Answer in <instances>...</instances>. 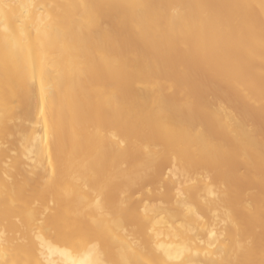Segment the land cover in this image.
Listing matches in <instances>:
<instances>
[{
	"label": "bare ground",
	"instance_id": "6f19581e",
	"mask_svg": "<svg viewBox=\"0 0 264 264\" xmlns=\"http://www.w3.org/2000/svg\"><path fill=\"white\" fill-rule=\"evenodd\" d=\"M0 264H264V0H0Z\"/></svg>",
	"mask_w": 264,
	"mask_h": 264
}]
</instances>
